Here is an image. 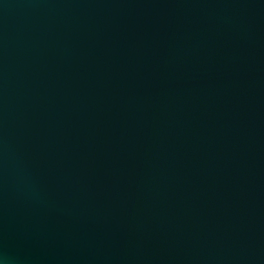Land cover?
Segmentation results:
<instances>
[{"label": "water", "instance_id": "1", "mask_svg": "<svg viewBox=\"0 0 264 264\" xmlns=\"http://www.w3.org/2000/svg\"><path fill=\"white\" fill-rule=\"evenodd\" d=\"M0 264H264V0H0Z\"/></svg>", "mask_w": 264, "mask_h": 264}]
</instances>
